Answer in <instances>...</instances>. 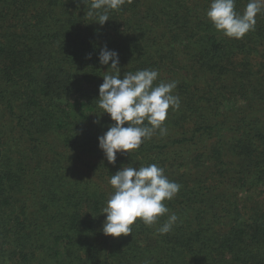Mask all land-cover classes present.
I'll list each match as a JSON object with an SVG mask.
<instances>
[{"label":"trees","instance_id":"1","mask_svg":"<svg viewBox=\"0 0 264 264\" xmlns=\"http://www.w3.org/2000/svg\"><path fill=\"white\" fill-rule=\"evenodd\" d=\"M210 2L125 0L101 26L81 0H0V264H264V12L229 38L206 17ZM105 45L121 77L157 70L181 101L166 135L115 164L98 147L115 123L95 101ZM150 164L181 185L169 213L104 235L108 179Z\"/></svg>","mask_w":264,"mask_h":264},{"label":"clouds","instance_id":"2","mask_svg":"<svg viewBox=\"0 0 264 264\" xmlns=\"http://www.w3.org/2000/svg\"><path fill=\"white\" fill-rule=\"evenodd\" d=\"M81 3L88 4L85 17L94 18V22L103 26L110 20L109 12L118 10L125 0H81ZM261 12H264V0H248L242 13L235 10V0H211L206 17L218 32L239 39L255 29V17ZM98 59L101 65H109L111 61L108 69L112 71L107 69L102 76L96 106L102 110L100 115L107 113L115 122L98 137V147L107 161L115 164L117 153L130 154L145 140L152 139L157 131L160 136L166 135L164 122L168 109L178 110L181 101L173 94L177 87L175 81L154 83L159 76L157 70L127 71L121 77L119 54L106 45L100 50ZM108 184L113 191L108 193L101 209V214H106L101 231L112 237L132 233L131 226L137 220L147 226L155 224L159 217L169 213L163 202L172 200L181 188L156 164L138 168L123 165L110 176ZM177 220L175 213L168 215L156 232L169 233Z\"/></svg>","mask_w":264,"mask_h":264},{"label":"rangeland","instance_id":"3","mask_svg":"<svg viewBox=\"0 0 264 264\" xmlns=\"http://www.w3.org/2000/svg\"><path fill=\"white\" fill-rule=\"evenodd\" d=\"M191 12V11H190ZM187 14H189V13H187ZM191 14V13H190ZM193 16H194V14H192L191 15V17H189V18H187L186 20V22H189V25H191L192 24V22H193ZM180 21V24H178L177 26H176V22H179ZM173 23H175V25H174V29H172V31H171V34H173V33H177V34H179V35H177V36H181L182 35V32L180 31L181 30V28H180V25H183V23H182V21L179 19V18H175L174 19V21H173ZM143 24H146L145 23V21H143ZM184 37V36H183ZM186 37H187V35H186ZM194 37L195 38H200V36L198 35V34H194ZM182 38V37H181ZM191 42V41H190ZM197 60V59H196ZM194 61H195V59H194ZM202 139L203 140H208V138H207V136H204L203 135V137H202ZM185 164H183V166H184ZM180 166H182V165H180ZM182 168H184V169H186L185 167H181V168H178V169H182ZM176 174H178V171H177V173Z\"/></svg>","mask_w":264,"mask_h":264}]
</instances>
